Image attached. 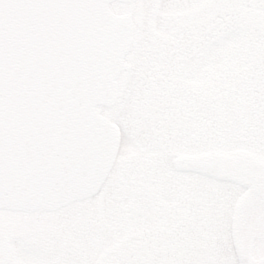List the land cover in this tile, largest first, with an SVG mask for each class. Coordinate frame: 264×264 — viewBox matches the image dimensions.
<instances>
[{"label":"rangeland","instance_id":"rangeland-1","mask_svg":"<svg viewBox=\"0 0 264 264\" xmlns=\"http://www.w3.org/2000/svg\"><path fill=\"white\" fill-rule=\"evenodd\" d=\"M243 1L110 5L134 21L116 102L97 109L120 130L116 160L89 200L54 214L0 212V233L14 243L11 264H143L161 235L183 243L173 255L157 253L154 264H264V211L251 194L252 186L264 188V140L241 129L251 104L262 115L264 0ZM224 100L233 106L232 119L220 114L231 120L218 132L225 140H202L200 109L207 101L206 112L218 117ZM179 159L219 163L254 185L178 171Z\"/></svg>","mask_w":264,"mask_h":264},{"label":"water","instance_id":"water-1","mask_svg":"<svg viewBox=\"0 0 264 264\" xmlns=\"http://www.w3.org/2000/svg\"><path fill=\"white\" fill-rule=\"evenodd\" d=\"M135 1L0 0V211L54 214L107 179L120 131L97 109L116 102L134 33L109 6ZM175 168L240 181L216 162L179 159ZM5 240L0 264L10 262Z\"/></svg>","mask_w":264,"mask_h":264},{"label":"trees","instance_id":"trees-1","mask_svg":"<svg viewBox=\"0 0 264 264\" xmlns=\"http://www.w3.org/2000/svg\"><path fill=\"white\" fill-rule=\"evenodd\" d=\"M243 0H236V3L239 5L243 4ZM243 9H239L238 7L235 8V10H233L234 16L237 18H242L244 16V14L242 13ZM241 24L237 23L236 27H240ZM241 28V27H240ZM195 93V91H193V94ZM205 101L204 105L202 106V109H200V113L202 115V120L203 122L200 123L201 126V130H200V136L202 137V140L207 139L209 137H211V139H213V141L215 140H219V143H222L225 140V135H222L221 133L218 134L219 130L221 128H224V126H226L227 128L231 127V120L227 119L229 118L228 116H222L220 114L226 115L228 114L231 118L232 113L231 110L233 109L232 105L228 104V102L226 100L222 101L221 103H219L217 105V111H215L216 113H218V117H220V119H217L218 117L215 116V113L213 112L212 116L211 114L209 115L206 110L207 109H211L209 107V103ZM259 103H253L251 104V107L249 106L248 109L244 110L246 112V115L248 116L250 114V120L249 119H242L243 122L241 123V129L242 132L244 133L243 136H247L249 137V133L250 132H255V134L253 135L254 138L256 139L255 143L259 144V145H263V140H264V103H261V113L262 115L258 116V107ZM193 108V106L190 107V109L186 112L187 114V119L190 122L191 118H190V114H191V109ZM214 110V109H213ZM216 117L215 120H211V118ZM184 119V118H183ZM232 119V118H231ZM175 123V122H174ZM260 124V125H259ZM211 127V131L205 130L207 129V127L209 126ZM253 129V130H252ZM171 130H175L174 127H171ZM222 130V129H221ZM260 130V131H259ZM222 135V136H221ZM261 137L262 140H261ZM261 141L263 143H261ZM258 148V147H257Z\"/></svg>","mask_w":264,"mask_h":264},{"label":"flooded vegetation","instance_id":"flooded-vegetation-1","mask_svg":"<svg viewBox=\"0 0 264 264\" xmlns=\"http://www.w3.org/2000/svg\"><path fill=\"white\" fill-rule=\"evenodd\" d=\"M222 171L223 172H226V173H232L231 171L227 170L224 166H222ZM234 174V173H232ZM235 175V174H234ZM237 177V176H236ZM238 178V177H237ZM239 179V178H238ZM240 182L237 183L238 185H243L244 188L246 187H250L251 185H254L253 183L251 182H243L242 179H239ZM243 182V183H242ZM252 188H257L259 191H261L262 195L264 196V188L260 185H257V186H252ZM252 190V189H251ZM258 202V201H257ZM259 204V202H258ZM260 205V204H259ZM263 211H264V208H262ZM6 213H11V212H6ZM11 214H18V215H22V216H31V215H35V216H38V215H42L43 213H37V214H24V213H11ZM31 227H36V222H34ZM4 237H5V241L7 242V245H8V251L10 252V262L9 264H11L14 259H15V251H14V243L11 241L12 239L7 236L6 234H3ZM160 240H158V242L154 245L151 243V245H149L148 247V251H147V254L142 257V258H139V259H142L141 262L143 264L145 263H153L154 264V259L156 254H165L164 250H166V252L170 253V255H173V253L175 252L176 249L178 248H181L182 247V243H183V238L182 237H175L173 241H170V236L169 235H161L160 236ZM166 240H168L169 242L166 243ZM214 242H211L210 246L212 247V249H216V246H217V241L215 242V240H213ZM184 246V244H183ZM14 248V249H13ZM186 249V248H185ZM214 255L217 257V253H214ZM180 258V257H179ZM168 260L170 261V258H168Z\"/></svg>","mask_w":264,"mask_h":264}]
</instances>
